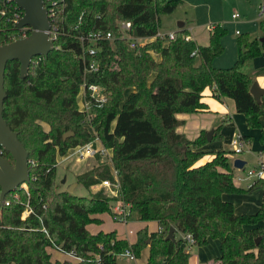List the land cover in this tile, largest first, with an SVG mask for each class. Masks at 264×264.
<instances>
[{
	"label": "trees",
	"instance_id": "obj_1",
	"mask_svg": "<svg viewBox=\"0 0 264 264\" xmlns=\"http://www.w3.org/2000/svg\"><path fill=\"white\" fill-rule=\"evenodd\" d=\"M179 4L181 0H57L51 19L58 28L54 49L47 57L35 56L24 78L20 61L8 62L4 117L29 152L31 182L28 190L20 186L0 204V264H119L125 249L139 258L148 246L146 264H190L187 240L168 238L172 226L192 234L198 246L220 240L222 255L208 264H264V203L256 213L238 214L233 202L223 198L225 192L249 191L261 179L249 189L237 187L231 151L214 150L210 161L198 164L208 153L206 132L190 139L177 131L183 123L178 113L208 110L202 100L207 88L217 99L232 98L248 127H261L264 96L256 100L253 78L242 70L248 57L261 53V42L240 38L237 64L216 67L227 29L214 25L209 44L201 45L185 39L190 34L185 25L175 39L140 47L122 38L105 41L95 57L99 69L85 72L80 31L102 29L119 36L118 20H125L132 22L133 35L152 36L160 29L161 15ZM0 11V45L32 32L17 28L24 12L14 0H0ZM79 22L80 28L69 32ZM84 79L102 85L107 94L94 123L103 144L113 148L121 199L132 203L133 218L163 227L139 229L133 244L116 229H89L104 223V214L111 215L116 199L104 189L81 196L56 186L58 155L93 140L78 105ZM68 131L75 134L64 141ZM2 156L13 162L8 152ZM78 179L87 188L104 179L115 182L107 165ZM27 206L32 213L23 219ZM54 246L81 260L54 259Z\"/></svg>",
	"mask_w": 264,
	"mask_h": 264
},
{
	"label": "rangeland",
	"instance_id": "obj_2",
	"mask_svg": "<svg viewBox=\"0 0 264 264\" xmlns=\"http://www.w3.org/2000/svg\"><path fill=\"white\" fill-rule=\"evenodd\" d=\"M233 14H238L239 17L234 18ZM180 21L185 22L188 29L192 28V32L190 31L191 34L194 32L201 36L200 38L202 41H207L209 38V30L212 25L221 24L227 29V33L222 38L224 53L215 60L216 65L220 67H232L237 64L240 56V38L247 37L250 41L257 39L261 42V53L248 57L243 64L242 70H247L250 74L257 76L260 79H264V45L261 41V39L264 38V0H181V4H179L172 13L161 15V26L159 30L162 32L175 31L178 28V23ZM157 58H159L158 55ZM239 115L242 117L241 121L235 119L227 120L223 123L224 127L221 129L223 137L214 138L209 143L210 146L206 149L208 151L217 149L231 151L230 154L232 158L229 157L231 161H234L236 158H244L245 161L248 162L246 168L240 169L236 174L241 175L242 177H247V173L258 165L256 162L258 156L257 152L260 150L259 146H262L264 142V135L262 134L261 137H254L251 141L252 146L249 147L247 145L243 153L233 152L232 140L237 134L245 135L242 133L241 129L244 128L249 131H256V129H250L246 126V116L243 113H239ZM94 121H92V125L89 126V128L87 127L86 122L83 121L84 126L92 133L96 131L98 132L99 126V124L94 123ZM218 125L219 122L217 123V126ZM44 127L48 130L49 126L44 123ZM71 137L73 136H70L67 139H70ZM206 155L211 154L206 153L204 156ZM100 160L99 157H96L80 162L70 160L59 164L57 157V188L59 190H68L71 185L76 183L73 193L81 196H89L92 193L104 189L108 196L116 199L115 201H112L113 206L119 201L120 193L117 197L116 195L111 194L109 189L103 188L100 185L95 186L92 189L87 188L81 184L78 179L83 173L91 171L94 168H103L104 165H107L102 164ZM65 176L67 179L66 182L63 183L62 180ZM250 182H253V180ZM263 191V186L258 185L251 191V193L250 190L241 193L225 192L223 198L227 201L233 202L238 214H253L262 206V201L260 202V200H263ZM104 215H106L104 218V225L102 226L104 230H114V226L117 225L119 226L118 232L120 234H125L131 238L135 237L134 234L130 235L128 232L130 229L135 230L138 225L136 224V221H138L136 218H132L131 221L126 224H119L115 223L112 215H109L108 213ZM158 227L157 224L150 226L152 231L158 230ZM181 236L182 233L176 231V237L180 238ZM128 242L133 244L129 240ZM149 242L150 240H148V244ZM146 248L137 259L121 255L119 257V264H146L149 258V249ZM190 248L192 253L191 264H208L222 255L221 242L219 239H211L206 245H192Z\"/></svg>",
	"mask_w": 264,
	"mask_h": 264
},
{
	"label": "built area",
	"instance_id": "obj_3",
	"mask_svg": "<svg viewBox=\"0 0 264 264\" xmlns=\"http://www.w3.org/2000/svg\"><path fill=\"white\" fill-rule=\"evenodd\" d=\"M57 4V0H45V7L48 10V14L50 20L56 17V9L55 6ZM0 13L4 14V11H0ZM233 17H239L238 14H233ZM20 19V18H19ZM52 23V20H51ZM118 27L120 30V35H115L112 31H104L102 29H93L87 31H80L77 34V37L82 42V53L81 57L83 58L85 64V72H93L99 69V63L95 59L98 55L99 51L101 50L102 43L105 41H113L116 38L127 39L131 42L132 47H140L142 45L147 44L150 41L161 39L163 41L168 39H175L176 31L171 32H162L160 30L157 31L155 35L147 36V37H138L131 33L132 29V22L125 21V20H118ZM214 26L210 27L212 30ZM25 28V27H24ZM30 28V27H29ZM80 28V22L75 26H72L69 30H78ZM190 30V29H189ZM58 28L52 25V29L50 32V39L55 40L57 37ZM28 35H25L26 37ZM185 39L194 40L192 34H187L184 36ZM198 49L193 51L192 55H198ZM107 101V94L105 88L97 83L88 82L86 79L81 84V89L78 94V102H79V110L84 115V121L86 122L87 127L92 125V121H94L97 117V110L104 106ZM93 140L86 143L71 147L65 154L58 155V163H62L65 161H73L76 160L77 162L88 160L90 158L99 157L102 164H107L111 172L114 176L115 182L111 179H104L101 181L100 186L103 188L109 189L111 194L116 195L118 197L120 193V181L118 179V170L114 167V152L112 147H108L103 144L99 133L96 131L92 133ZM248 142L242 136L237 134L235 138L232 140L233 151L235 153H243L245 148L247 147ZM5 150L0 145V155L3 154ZM264 174V154H261L259 157L258 166L255 169H252L248 172V177H256L261 178ZM26 190H28V184L22 185ZM9 204V202H7ZM32 213V209L27 206L22 212V218L25 219ZM111 215L114 221L120 223H128L133 218V205L130 202H126L121 199V195L119 201H117L111 210ZM159 230H163V227H159ZM47 232V230H46ZM183 237L187 240L188 247L195 245V238L192 234H183ZM51 250L59 251L60 253L69 257L68 259L73 262H78L81 260L80 257L76 256L72 252H64L60 250L57 246L50 248ZM191 249V248H190ZM132 259H137L135 254L130 248L125 249L121 254Z\"/></svg>",
	"mask_w": 264,
	"mask_h": 264
},
{
	"label": "water",
	"instance_id": "obj_4",
	"mask_svg": "<svg viewBox=\"0 0 264 264\" xmlns=\"http://www.w3.org/2000/svg\"><path fill=\"white\" fill-rule=\"evenodd\" d=\"M23 9V16L17 21V28L30 27L32 32L26 36L16 39L4 45H0V145L13 158V162L5 156L0 155V204L3 205L6 195L15 191L20 186L31 182L29 152L19 139L18 132L14 131L4 117V102L7 97L5 90V73L9 61L19 60L21 76L24 78L29 74L32 59L35 56L47 57L54 49V41L50 39L52 23L45 7V0H14ZM185 22L178 23V29H182ZM264 42V38L261 39ZM251 93L258 102L264 96V88L257 81L251 86ZM213 131L207 133L210 141ZM74 131H68L63 135L65 141L74 136ZM246 161L236 158L233 162L235 168L243 169ZM65 176L62 180L66 182ZM76 183L71 185L68 191L73 192ZM176 228L172 226L168 238L175 240Z\"/></svg>",
	"mask_w": 264,
	"mask_h": 264
},
{
	"label": "crops",
	"instance_id": "obj_5",
	"mask_svg": "<svg viewBox=\"0 0 264 264\" xmlns=\"http://www.w3.org/2000/svg\"><path fill=\"white\" fill-rule=\"evenodd\" d=\"M177 30H178V28L175 31H177ZM190 31L192 32V28L190 29ZM192 36H193L194 40L197 41L201 45H208L209 44L210 31H209V38L207 39V41H202L200 38L201 36H199L198 34H196L194 32L192 33ZM214 65L216 67H220V66L216 65V62H214ZM244 72L247 74L249 73L247 70H244ZM248 75L252 76L253 81L258 80L260 86L264 88V79H260L257 76L250 74V73ZM202 100H203V102H205L208 105V107H209L208 110L204 111V112L178 113L177 117L179 119H181L183 121V123L177 128V131L182 133V134H185L190 139H195V138L199 137L204 131L206 132V136H207V133L212 130L213 131L212 138L210 141L208 140L209 142L204 146V149L206 151H208L206 148L208 146H210L209 143L214 138H216V137L222 138L223 137V134L221 133V129H223V127H224L223 123L227 120H235V119L241 121L242 117L239 115V112L236 109L235 101L232 98L224 97L222 99H217L213 94V90L210 88H207L203 92V99ZM260 121H261V128H250L249 127L250 129H256V131H251V130L249 131L248 129H244V128L241 129L242 133L245 134L244 136L247 137L246 139H247L249 147L252 146L251 141L253 140L254 137H258V136L261 137L262 134L264 135V118L261 117ZM218 122H219V125L217 126ZM245 122H246V126L248 127L246 120H245ZM249 135H252V136H249ZM259 147H260V150L257 152L258 153L257 161H256L257 163L259 162L260 155L264 154V142H263L262 146H259ZM219 150H224V149H219ZM212 151H214V150H212ZM212 151H208V153L211 154ZM213 157H214L213 154L206 155L199 160L198 164L199 163L203 164L207 161H210ZM229 157L232 158L231 154H229ZM242 159H244V158H242ZM232 162H234V161L232 160ZM247 163L248 162L246 161V164ZM246 164H245L243 169L246 168ZM257 166H255V168H257ZM233 167H234V165H233ZM239 170H240L239 168L234 167V174H235L234 183L237 187L249 189V188H251L252 185H254L256 183V181L258 179H261V182L258 184H255V186L250 190V193L258 185L263 186V188H264V174L261 178L248 177V173H247V177H242L241 175L236 174V172ZM251 180H253V182H250ZM95 186H98V185H93L91 187V189L94 188ZM261 201H262L261 204H263L264 203V196H263V200H260V202ZM260 202H258V203H260ZM105 216L106 215H103V218H105ZM104 222H105V219H104ZM115 223L126 224V223H120V222H116V221H115ZM136 224H138L136 226L137 230H136V228H135V230L130 229L128 232L130 235L134 234L135 235L134 238L126 236L125 234H120L118 232L119 226H117V225L114 226V228L113 227L112 228L117 230L118 236L120 238L127 239V240L131 241L132 243H134L136 241L137 231L139 229H141L145 226H148L149 229L152 231V228H150V226L153 224H157L160 227V225L155 221L144 222V221L138 220V221H136ZM103 225H104V223H102L100 225L92 224V225H89V229L92 230L93 232H96L100 229H103L102 228ZM159 227H158V229H159ZM182 236H183V234H182ZM175 237H176V232H175ZM146 249H149L148 254L150 255V248L148 247ZM51 253H52L54 259L64 260V259L69 258L66 255H64V254H62L59 251H56L54 249L51 250ZM191 258H190V264H191Z\"/></svg>",
	"mask_w": 264,
	"mask_h": 264
}]
</instances>
